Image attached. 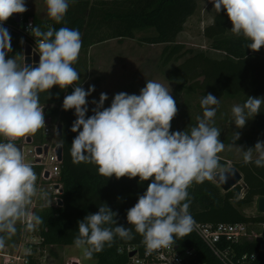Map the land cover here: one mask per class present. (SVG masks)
I'll use <instances>...</instances> for the list:
<instances>
[{
    "label": "clouds",
    "instance_id": "obj_1",
    "mask_svg": "<svg viewBox=\"0 0 264 264\" xmlns=\"http://www.w3.org/2000/svg\"><path fill=\"white\" fill-rule=\"evenodd\" d=\"M216 13L226 12L231 32L242 36L246 47L258 52L264 47V0H210ZM47 15L56 24L65 22L70 0H45ZM26 0H0V250L17 234V225L35 231L43 219L35 215L30 206L39 198L49 206V193L37 187L34 165L26 162L20 138L35 134L45 127V114L40 105V94L58 86H70L73 91L65 95L62 108L74 110L76 119L71 131L77 133L71 143L70 155L74 164H92L99 175L139 177L148 183L146 191L136 204L127 210L131 227L118 225L117 212L106 203L98 211L77 221L78 232L73 244L81 249L84 258L112 247L116 238L134 239L133 229L142 236L146 254L162 247H170L175 238L192 231L193 218L189 213L191 198L188 188L195 181L203 183L214 177L227 181V174L220 171L218 153L225 149L220 140L221 131L214 125L219 99L208 93L201 99L203 115L188 130L170 131L171 122L178 108L168 87L156 80H146L139 94L119 92L109 107L106 93L89 111L88 100L95 86L87 90L74 86L80 79L73 66L82 47L78 29L48 26L46 31L29 23L28 31L39 48L38 64L21 66L11 52V35L3 27L13 14L27 11ZM23 42V41H21ZM8 57V58H6ZM264 97L247 96L243 104L232 106L233 122L242 129L250 118L260 113ZM240 139V132L233 133V144ZM242 152L245 164L254 163L264 168V141H257ZM119 199V198H118ZM14 247L15 245H8ZM26 254H31L27 250Z\"/></svg>",
    "mask_w": 264,
    "mask_h": 264
},
{
    "label": "trees",
    "instance_id": "obj_2",
    "mask_svg": "<svg viewBox=\"0 0 264 264\" xmlns=\"http://www.w3.org/2000/svg\"><path fill=\"white\" fill-rule=\"evenodd\" d=\"M196 0H70L69 9L65 15V22L56 24L52 19L42 21L36 16L25 14V20L32 18L34 26L46 31L48 26L59 29L69 27L78 29L82 37L81 50H87L113 40H134L138 33L150 32L152 35L140 39V43L148 46H164L161 61L164 67L172 62L184 59L167 73V81L172 85V96L177 108L184 94H199L203 98L208 93L217 98H234L240 95L261 97L264 92V47L253 52L246 47L248 41L242 36H227L228 26L231 24L225 11L215 13L212 23L203 29V37L210 41L209 48L220 53L219 59L210 58L204 53H194L191 49L176 43L178 35L184 25L196 10ZM89 7V8H88ZM87 12V14H86ZM4 24L18 28L13 17ZM11 35V52L9 57L22 58L23 36L17 31H9ZM8 58V57H6ZM80 74V79L74 86L83 85L81 71L77 62L73 65ZM47 93L40 94V105L44 107L46 117L58 116V124L62 125L61 137V165L59 177L55 179L60 188L58 196L60 206H38L34 214L43 219L37 230L33 231L39 239L37 246L41 250L51 247L74 246L73 238L77 235V221L87 214L98 211L101 203H106L117 212V224L128 228L127 210L133 207L151 181L140 182L139 177L115 176L106 178L97 173L92 164H74L70 155L71 143L77 133L71 131L76 119L74 110L65 111L62 108L65 95L73 91L61 90L54 86ZM47 107H49L47 109ZM91 116L92 107L88 104ZM264 124L260 126L263 129ZM32 144L42 145L40 131L28 135ZM4 138L0 137V141ZM259 139L235 141L245 149L252 147ZM260 141V140H259ZM19 146V142H16ZM226 144L232 145L233 138ZM222 161L219 159V163ZM243 177L244 195L240 198V185L227 193H222L211 180L203 183H193L188 188L191 198L189 213L195 224H264V215L249 217L243 210L250 207L256 200L264 197V168L256 167L254 163L245 164L243 160L233 163ZM35 167V173L40 172ZM119 198V199H118ZM18 232L8 245L17 246L22 238V226L18 223ZM134 239L124 241L116 238L112 247L105 246L104 250L93 254L97 264H128V256L118 253L119 249L128 246L143 248L142 236L133 229ZM14 246V247H15ZM35 246V249H37ZM173 246L178 250L194 249L200 253L201 259L207 264H219L207 250L201 239L192 231L184 237L175 238ZM235 253L256 254L257 259L252 264H264V243L243 241L231 246Z\"/></svg>",
    "mask_w": 264,
    "mask_h": 264
},
{
    "label": "rangeland",
    "instance_id": "obj_3",
    "mask_svg": "<svg viewBox=\"0 0 264 264\" xmlns=\"http://www.w3.org/2000/svg\"><path fill=\"white\" fill-rule=\"evenodd\" d=\"M196 5L194 14L186 21L183 31L176 39V43L185 46L186 49H191L194 53H204L210 58L219 59L222 55L212 51L209 48L210 41L203 37V29L212 23L216 11L210 0H196ZM26 6L28 9L25 12L26 14L36 16L42 21L50 20L47 15L45 0H26ZM231 28L232 24L228 26L227 36L229 37L235 36L230 31ZM151 35L150 32H141L136 35L134 40H113L103 43L102 46L97 45L87 50H80L77 65L79 66L83 80L85 79L82 87L87 90L90 85L95 86V91L87 97L88 104L92 108L95 105L91 101L93 99L98 101L102 92H106L108 95V100L105 101L104 107H109L115 95V90L112 91L111 89H122L119 88V85L122 84L124 86L126 83L129 84L132 91L122 92L129 94L138 95L140 89L145 86L146 80H156L165 87H168L172 93V85L167 81V73L184 59L178 62H172L164 67L161 61V52L164 46H148L139 41ZM16 59L23 67V57L21 59L16 57ZM121 77L125 79H121L118 82L117 78ZM127 77H129V81ZM110 91L111 93L113 92L112 96L109 93ZM247 96L249 95L244 94L234 98H218L220 102L216 115L213 118V126L220 129V140L225 144L224 151L218 153L219 159L222 161L220 163V171L222 172L233 167V163H239L243 160L242 152L238 151L236 147L241 145L232 146L226 144L228 140L233 138L234 132H240V139L237 141H247L256 138L264 141V127L260 130V126L264 124V105L261 106L259 114L247 121L244 128L237 129L233 122L232 106L235 104H243ZM261 97H264V92L261 94ZM201 99L202 97L198 93L196 95L184 94L179 102L177 115L171 122L170 131L188 130L197 124L196 117L203 115V109L200 103ZM53 122H57V119L54 118ZM243 149L245 148L243 147ZM211 182L214 183L212 180ZM239 185L241 187L240 198H242L244 195L243 182ZM39 205H42L40 199L36 204V208ZM243 213L249 217L262 215L257 211V200L250 207L245 208ZM253 228L255 230L262 229L261 226L257 225H253ZM250 229H248L249 233H252L253 230ZM33 235H36L33 231H28L27 235H22L21 244L36 243L37 245L39 239ZM37 249L40 251L38 246ZM41 257L45 262L44 264H97L93 258H84L82 250L77 249L75 246L43 248L41 250Z\"/></svg>",
    "mask_w": 264,
    "mask_h": 264
},
{
    "label": "built area",
    "instance_id": "obj_4",
    "mask_svg": "<svg viewBox=\"0 0 264 264\" xmlns=\"http://www.w3.org/2000/svg\"><path fill=\"white\" fill-rule=\"evenodd\" d=\"M25 14H17L19 21L18 28L8 26L3 23V27L8 31H17L23 36L22 52L25 47H29L31 55H36L39 58V48L35 39L27 30L29 23L34 25L32 18L25 20ZM12 17V16H11ZM45 111L46 109L42 107ZM45 114V113H44ZM45 127L39 131L45 142L42 145L36 146L32 144V138L26 136L20 138L19 146L24 153L26 162H31L35 167L40 168L37 174V187L43 188L49 193V206L57 207L60 195V186L56 184L55 179L59 177L61 160H58L56 155V148L59 146L56 143L48 142L50 137L56 136V129L59 125L53 122L52 117H46ZM30 139V143L27 140ZM40 149L41 153L37 154ZM46 149V151H45ZM47 175V176H46ZM39 198H33V204L30 206L34 213L36 204ZM42 205L45 203L42 201ZM22 226V235H27L28 231ZM251 225L246 224H218V225H200L193 223V230L201 239L207 250L219 264H252L256 261V254H243L238 256L232 245L241 243L243 241H254L258 238L264 239V224L261 230H255ZM253 232L249 233L248 229ZM250 229V230H251ZM35 244L22 245L21 242L15 247H5L0 250V264H44L38 249H35ZM27 250L31 254H26ZM118 253H125L128 256V264H207L201 259V255L197 250H178L177 247L171 245L170 247H162L153 251L150 255L146 254L145 246L138 248L135 246H128L125 249H119ZM133 254L132 257H129Z\"/></svg>",
    "mask_w": 264,
    "mask_h": 264
},
{
    "label": "water",
    "instance_id": "obj_5",
    "mask_svg": "<svg viewBox=\"0 0 264 264\" xmlns=\"http://www.w3.org/2000/svg\"><path fill=\"white\" fill-rule=\"evenodd\" d=\"M14 21L16 23H18L19 18L17 14H13L12 15ZM24 58H23V65L25 66L27 65H34V64H38L39 58L34 55H31V50L29 47H25L24 49V54H23ZM45 113V111H44ZM56 136L58 138L62 137V125L59 124L57 126L56 129ZM27 143H30V139L27 140ZM46 151V149H45ZM41 151L40 149L37 150V154H40ZM56 155L58 157V160H61V156H62V147L61 145L57 146L56 148ZM223 173L227 174V181H221L219 178H213L212 181L218 186V188L223 192V193H227L229 191H231L234 187H236L237 185H239L241 182H243V177L241 175V173L235 168V167H230L229 169H227L226 171H224ZM47 176V175H46ZM61 203H58V206H60ZM257 211L259 214L264 215V197L259 198L257 200ZM259 243H264V239L258 238L256 240ZM133 254H130L129 257H132Z\"/></svg>",
    "mask_w": 264,
    "mask_h": 264
},
{
    "label": "crops",
    "instance_id": "obj_6",
    "mask_svg": "<svg viewBox=\"0 0 264 264\" xmlns=\"http://www.w3.org/2000/svg\"><path fill=\"white\" fill-rule=\"evenodd\" d=\"M103 44H100V46H102ZM94 47V46H93ZM92 48V47H91ZM23 52H22V57L24 58V56H23ZM125 76H126V74H125ZM128 76V75H127ZM121 79H125L124 77H121V78H117V81L119 82ZM127 80L129 81V77H127ZM85 82V81H84ZM120 86V87H119ZM119 86H117V87H119V88H122V89H116V88H114V89H111L112 91H114L115 90V94L116 93H119V92H122V91H127V92H129L128 90H131V88L129 87V84H124V86L121 84V85H119ZM128 88V89H127ZM132 91V90H131ZM106 93V92H105ZM110 93V95L112 96V93H111V91L109 92ZM49 107H47V109H48ZM53 119L54 118H56L57 119V123L59 122V117L58 116H56V117H52ZM41 134V133H40ZM42 137V136H41ZM42 139H43V137H42ZM43 142H45V139H43ZM48 142H50V143H56V144H58V145H60V143H61V138H58L57 136H52V137H50L49 138V140H48ZM19 148H20V146H18ZM38 201H39V199H38ZM251 226H253V225H251ZM51 248H53V247H51Z\"/></svg>",
    "mask_w": 264,
    "mask_h": 264
}]
</instances>
